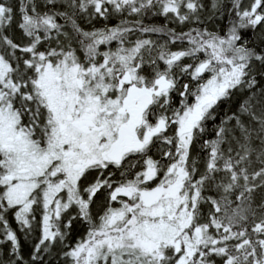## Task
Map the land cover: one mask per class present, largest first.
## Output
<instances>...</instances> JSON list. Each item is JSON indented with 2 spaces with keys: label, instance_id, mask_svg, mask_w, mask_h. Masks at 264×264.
Masks as SVG:
<instances>
[{
  "label": "snow or ice",
  "instance_id": "6c2138e0",
  "mask_svg": "<svg viewBox=\"0 0 264 264\" xmlns=\"http://www.w3.org/2000/svg\"><path fill=\"white\" fill-rule=\"evenodd\" d=\"M0 264H264V0H0Z\"/></svg>",
  "mask_w": 264,
  "mask_h": 264
},
{
  "label": "trees",
  "instance_id": "16d2710c",
  "mask_svg": "<svg viewBox=\"0 0 264 264\" xmlns=\"http://www.w3.org/2000/svg\"><path fill=\"white\" fill-rule=\"evenodd\" d=\"M247 2V0H245V3ZM130 19H135V17H132ZM230 19V16H224V17H221L220 20H219V27H223ZM61 23H63L64 21L61 20L60 21ZM81 23L82 26L84 27H90L89 25L86 24L85 21L81 20L79 21ZM109 24H116V23H119V19L116 18V17H113L110 21H108ZM144 23L146 25H156V26H160V25H164V24H167L168 27L170 28H177V30H181L180 28L177 27L176 24L174 23H168L164 17L162 16H153L151 14H148L145 18H144ZM97 27L101 26V24H97L96 25ZM15 29V26H13V30ZM183 30H187V26H184L183 27ZM9 35H15L16 37L19 36V32L18 31H10L8 33ZM151 38L153 39H160V40H163L165 37L162 36V34H151ZM174 48L177 47V46H173ZM188 61H185V63H187ZM236 106V101H233V110ZM223 108H226L225 105H222V109ZM9 219V222L12 224V227L15 228L16 227V224L15 222L12 220V217L9 216L8 217ZM83 232V229L82 228H79L77 227L76 231L73 233V239H75L76 235L77 234H82ZM32 240H28V239H24L22 237V243L24 244V251H25V257L27 258V253L28 251L31 249V245H32ZM51 260V258H49Z\"/></svg>",
  "mask_w": 264,
  "mask_h": 264
}]
</instances>
